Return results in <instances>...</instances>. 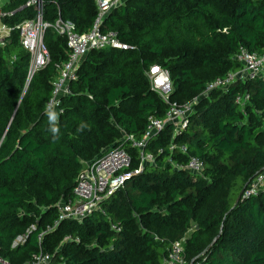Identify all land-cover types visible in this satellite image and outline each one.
I'll return each mask as SVG.
<instances>
[{"label":"trees","instance_id":"16d2710c","mask_svg":"<svg viewBox=\"0 0 264 264\" xmlns=\"http://www.w3.org/2000/svg\"><path fill=\"white\" fill-rule=\"evenodd\" d=\"M44 8L46 20L59 14L78 32L96 14L94 0H44ZM102 27L128 48L89 51L52 121L46 102L67 58L65 38L47 30L50 61L24 93L28 52L15 33L0 46V258L22 264L40 248L50 264H162L183 239L189 264H264V189L244 195L264 169V75L204 93L216 77L240 70V47L264 52V0H125ZM154 64L169 72L168 102L150 89ZM238 93L249 95L243 106ZM194 98L186 127L174 133L167 124L150 137L145 151L154 162L102 209L43 232L59 203L72 198L83 163L123 145L135 167L138 151L127 135L141 137L149 116L162 118L170 103ZM190 157L202 162L200 174L177 166Z\"/></svg>","mask_w":264,"mask_h":264},{"label":"built area","instance_id":"2783aa9c","mask_svg":"<svg viewBox=\"0 0 264 264\" xmlns=\"http://www.w3.org/2000/svg\"><path fill=\"white\" fill-rule=\"evenodd\" d=\"M13 1L19 2L16 6L11 7ZM124 1L94 0L96 14L93 22L88 30L78 32L71 20L63 19L59 14L52 21L46 20L44 18V0H0V46L15 33L19 46L29 54L22 92L26 91L34 73L50 61L44 41L47 30L51 29L62 35L68 48L67 58L57 65V73L51 82V95L46 102V112L55 114L56 118L62 111L60 101L64 96L70 95L71 83L77 80L80 63L89 51L107 48L124 50L128 48V45L118 38L115 31L104 30L102 27L107 12ZM24 11L26 12L25 15L21 14ZM17 14L19 15L17 16ZM235 59L241 64L240 70L229 71L207 83L204 90L205 94L213 88L226 89L236 81L243 82L264 75V52L257 54L240 47ZM146 75L150 89L164 102H168L171 92L168 70L154 64L148 68ZM248 98L247 93H238L235 95L234 101L243 106ZM194 103L195 98L187 103H170L162 118L148 117L145 132L141 137L127 135V144L138 151V162L135 167L131 166V156L123 145L103 151L88 162L76 177L72 189V198L59 203L55 220L43 232L53 230L63 220L81 221L94 211L102 209L105 199L121 189L125 180L139 174L147 163L154 162L152 154L145 151L148 139L159 133L167 124L173 126L174 133L185 128L193 111ZM174 147L175 145H170V149ZM185 149V146H179L181 152H184ZM177 166L192 174H200L203 164L199 159L190 157L186 163ZM259 189H264V169L254 177L244 195L255 193ZM30 228L33 229V226ZM111 228L118 230L113 224ZM42 233L38 235V241H40ZM26 235L17 236L13 240L12 246L15 247L18 243L22 244L27 237ZM70 238L68 235L64 237V239ZM74 239L77 240L78 238ZM183 251V239L174 242L162 264H189L184 259ZM51 260L52 255L39 248L22 264H50ZM0 264L10 263L0 258Z\"/></svg>","mask_w":264,"mask_h":264},{"label":"clouds","instance_id":"9594fccd","mask_svg":"<svg viewBox=\"0 0 264 264\" xmlns=\"http://www.w3.org/2000/svg\"><path fill=\"white\" fill-rule=\"evenodd\" d=\"M49 120L52 121V120H55V114H49ZM53 133H55L57 131V129L55 127H52L50 129Z\"/></svg>","mask_w":264,"mask_h":264},{"label":"water","instance_id":"95a60500","mask_svg":"<svg viewBox=\"0 0 264 264\" xmlns=\"http://www.w3.org/2000/svg\"><path fill=\"white\" fill-rule=\"evenodd\" d=\"M242 192H243V189L240 191V193H239V195L237 197V200L241 197ZM218 235L212 240L211 244L215 241V239L218 237Z\"/></svg>","mask_w":264,"mask_h":264},{"label":"crops","instance_id":"0c3cea01","mask_svg":"<svg viewBox=\"0 0 264 264\" xmlns=\"http://www.w3.org/2000/svg\"><path fill=\"white\" fill-rule=\"evenodd\" d=\"M18 2H19V1H16V2L13 1V3H12L10 6H11V7H14V6H16V5L18 4ZM10 6H9V7H10Z\"/></svg>","mask_w":264,"mask_h":264},{"label":"rangeland","instance_id":"374dc122","mask_svg":"<svg viewBox=\"0 0 264 264\" xmlns=\"http://www.w3.org/2000/svg\"><path fill=\"white\" fill-rule=\"evenodd\" d=\"M86 164H87L86 162L82 164V169L85 168ZM18 245H20V244L19 243L16 244L15 247H17Z\"/></svg>","mask_w":264,"mask_h":264}]
</instances>
